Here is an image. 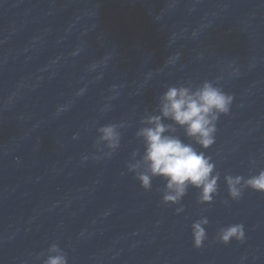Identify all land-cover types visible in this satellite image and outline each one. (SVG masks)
Returning <instances> with one entry per match:
<instances>
[{
	"label": "water",
	"instance_id": "95a60500",
	"mask_svg": "<svg viewBox=\"0 0 264 264\" xmlns=\"http://www.w3.org/2000/svg\"><path fill=\"white\" fill-rule=\"evenodd\" d=\"M205 80L234 96L214 145H194L221 174L218 195L198 204L189 188L177 215L164 181L145 191L126 164L167 87ZM121 121L120 147L94 160L97 128ZM261 169L264 0H0V264H42L52 243L68 264H264V194L232 201L224 181ZM201 217L197 249L190 225ZM235 223L244 243L214 242Z\"/></svg>",
	"mask_w": 264,
	"mask_h": 264
},
{
	"label": "clouds",
	"instance_id": "9594fccd",
	"mask_svg": "<svg viewBox=\"0 0 264 264\" xmlns=\"http://www.w3.org/2000/svg\"><path fill=\"white\" fill-rule=\"evenodd\" d=\"M195 35V33H193ZM76 53L74 52L73 55ZM180 58L176 52L168 63H175ZM97 64L88 66V71L96 69ZM231 68V65H229ZM238 69L229 72L236 75ZM151 75V74H149ZM99 79V77H97ZM219 79V78H217ZM113 90L118 86L112 85ZM86 86L80 88L76 95H82ZM118 95V93H117ZM234 96L212 81L205 80L194 86L191 81L180 85L168 86L158 99V114L145 113L140 119V125L135 133L143 143V153L134 150L131 159L126 164L128 172L140 182V186L149 191L152 189L154 178L164 181L162 202L178 205L175 213L179 215L185 211L181 203L189 188L198 190L197 203L211 204L218 195V182L221 174L216 170V164L206 151H198L194 145L207 150L216 142L217 122L219 118L230 114ZM70 105L65 104L57 108L56 115L65 111ZM170 121V123H165ZM125 127L123 121L108 123L97 128V138L94 143L95 152L92 158L96 161L110 159L120 147L122 134L120 129ZM178 129L188 142L177 135ZM73 134V139L78 138ZM88 156L82 157L87 160ZM256 161H250L255 166ZM224 181L228 195L232 201L241 199L246 189H252L264 194V169L247 178L242 175H225ZM227 204V201H223ZM209 224L207 217L193 221L191 237L193 247L200 249L207 239L205 226ZM232 240L245 242V228L241 223L220 227L214 237V242L228 245ZM46 255L42 264H68L67 253L57 244L52 243L46 253H39L36 259Z\"/></svg>",
	"mask_w": 264,
	"mask_h": 264
}]
</instances>
